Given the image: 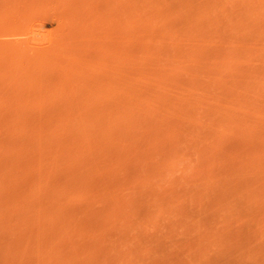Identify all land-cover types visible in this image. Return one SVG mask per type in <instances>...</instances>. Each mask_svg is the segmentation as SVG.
<instances>
[{"label":"rangeland","instance_id":"obj_1","mask_svg":"<svg viewBox=\"0 0 264 264\" xmlns=\"http://www.w3.org/2000/svg\"><path fill=\"white\" fill-rule=\"evenodd\" d=\"M0 264H264V0H0Z\"/></svg>","mask_w":264,"mask_h":264}]
</instances>
